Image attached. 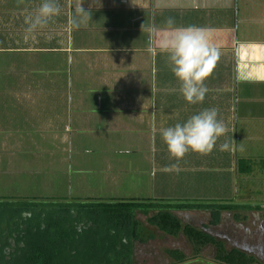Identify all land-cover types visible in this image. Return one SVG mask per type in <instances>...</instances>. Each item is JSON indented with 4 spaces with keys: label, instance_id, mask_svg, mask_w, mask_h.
Returning <instances> with one entry per match:
<instances>
[{
    "label": "crops",
    "instance_id": "crops-1",
    "mask_svg": "<svg viewBox=\"0 0 264 264\" xmlns=\"http://www.w3.org/2000/svg\"><path fill=\"white\" fill-rule=\"evenodd\" d=\"M41 2L0 0V153L21 142L47 152L70 130L136 137L143 163L146 158L150 165L148 199L222 204L233 199L241 175L233 135L237 145L241 121H264V0H55L58 14L27 34L24 18ZM73 18L78 27L72 26ZM188 27L202 29L220 53L203 81L205 97L197 103L184 99L168 56L159 49L162 38ZM84 35L87 44L81 42ZM211 108L225 133L211 151L189 150L176 161L160 130ZM23 113L24 121L16 125L15 116ZM224 143L229 147L220 150ZM215 163L220 170L216 183L201 184H217V190L195 195L198 180L184 172ZM253 173L254 168L246 176L256 180ZM256 174L264 176L262 171ZM242 207L215 214L231 217L235 229L230 248L253 257V264H264V205ZM217 239L228 247L224 237Z\"/></svg>",
    "mask_w": 264,
    "mask_h": 264
},
{
    "label": "rangeland",
    "instance_id": "rangeland-1",
    "mask_svg": "<svg viewBox=\"0 0 264 264\" xmlns=\"http://www.w3.org/2000/svg\"><path fill=\"white\" fill-rule=\"evenodd\" d=\"M87 37L88 35H84L82 37L84 40L81 42L87 44ZM67 88H65L66 93ZM15 117L16 125L22 124L25 113ZM239 125L240 136L237 145L235 134L233 135L238 158H249L258 164L260 159H264V121L262 123L260 121H241ZM88 132L87 129L65 132L56 142L50 143L47 152L36 151L35 145L26 144V142H21L20 146L13 151H2L0 153V199L10 201L22 198L50 200L77 198L88 202L148 199L146 181H148L147 175L150 171L147 167L149 168L150 165L146 158L143 163V153L139 152L135 146L136 137H96ZM21 138L25 140L29 137L24 135ZM46 145L43 144V147ZM89 148H95V150L89 153ZM122 149H125L124 152H121ZM144 153L147 154V150ZM140 163L142 164L140 165ZM8 164L10 165L8 166ZM215 164V167L210 166L206 170L196 172L188 169L184 172L186 178L193 181L198 180L194 187L195 195L206 194L205 196H207L217 190V184L208 186L205 184L204 187L201 184L205 181L216 183L220 170L217 169V163ZM257 164L254 165L255 173H253L257 179L241 174L237 185V194L234 193L231 196L233 199L224 201V203L237 209L243 208V204L264 205V176L261 178L257 176L256 172H261ZM139 171L144 174L140 172L141 175H139ZM179 175L177 174V176ZM142 177L145 179L143 184L140 183ZM163 201L199 205L220 204V201L217 200L202 199ZM213 210L212 207H200L197 210L176 212L175 214L182 224H191L216 239L224 237L225 244L228 245L227 248H230L232 246V231L235 229L231 225V217L227 214L217 216L212 212ZM138 217L139 221L144 223V217ZM252 219L255 220V217L253 216ZM3 226L0 223V229ZM142 226L140 224L139 228L143 229ZM150 232L153 235L152 238L147 239L144 243L136 242L135 264H173V260L167 256L165 249H178L183 252L186 258L193 255L192 247L183 235L169 237L154 229H150ZM214 251V247L207 244L200 249L196 258L181 264H222L214 259ZM8 258L7 256L4 258L0 251V263H21L15 262L16 258Z\"/></svg>",
    "mask_w": 264,
    "mask_h": 264
},
{
    "label": "trees",
    "instance_id": "trees-1",
    "mask_svg": "<svg viewBox=\"0 0 264 264\" xmlns=\"http://www.w3.org/2000/svg\"><path fill=\"white\" fill-rule=\"evenodd\" d=\"M256 164L249 158L237 161L239 172L245 175ZM257 165L264 172V159ZM200 207H212L215 214L232 206L157 199L94 202L77 198L0 199V223L4 225L0 229V251L4 258H16L15 262L20 264H135L136 242L144 243L152 238L150 229H154L169 237L181 234L191 245L190 258L178 249H165L173 264L196 258L207 244L214 247L217 262L253 264V257L239 249L227 248L202 229L182 224L175 214ZM138 216L144 217V223ZM140 224L143 229L139 228Z\"/></svg>",
    "mask_w": 264,
    "mask_h": 264
},
{
    "label": "clouds",
    "instance_id": "clouds-1",
    "mask_svg": "<svg viewBox=\"0 0 264 264\" xmlns=\"http://www.w3.org/2000/svg\"><path fill=\"white\" fill-rule=\"evenodd\" d=\"M58 12L55 0H42L35 13L25 16V32L31 34L44 28ZM80 12L84 11L81 9ZM71 23L73 27L79 26V21L75 18ZM167 24L171 26L172 21H167ZM159 49L167 54L171 71L180 82V92L184 99L189 103L203 101L207 92L203 81L220 55L219 51L209 44L204 31L195 27L175 29L173 35L160 40ZM155 131L156 129H153L154 133ZM224 133V124L217 119L215 108L202 110L183 123L160 130L161 139L176 161L189 150L199 153L211 151L217 138ZM219 147L220 150H226L229 145L224 143ZM171 168L176 169V165H171Z\"/></svg>",
    "mask_w": 264,
    "mask_h": 264
},
{
    "label": "flooded vegetation",
    "instance_id": "flooded-vegetation-1",
    "mask_svg": "<svg viewBox=\"0 0 264 264\" xmlns=\"http://www.w3.org/2000/svg\"><path fill=\"white\" fill-rule=\"evenodd\" d=\"M211 235V234H210Z\"/></svg>",
    "mask_w": 264,
    "mask_h": 264
}]
</instances>
